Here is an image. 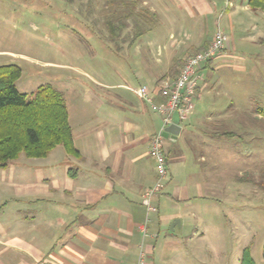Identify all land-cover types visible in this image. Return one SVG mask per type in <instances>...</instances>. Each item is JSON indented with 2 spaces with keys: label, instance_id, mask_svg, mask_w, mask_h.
I'll return each mask as SVG.
<instances>
[{
  "label": "crops",
  "instance_id": "crops-1",
  "mask_svg": "<svg viewBox=\"0 0 264 264\" xmlns=\"http://www.w3.org/2000/svg\"><path fill=\"white\" fill-rule=\"evenodd\" d=\"M178 1L184 8L196 6L202 17L214 15L224 5L218 27L227 33L228 45L203 66L199 93L209 86L210 71L213 74L231 65L235 69L238 48L254 56L264 50V12L251 10L248 0ZM178 1L140 3L162 14L163 4L172 8ZM260 20L261 28L257 26ZM143 35L138 33L117 57L119 64L110 63L108 72L124 84L96 81L100 98L79 106V122L74 129L69 124L78 156L67 155L63 148L59 153L56 147L39 159L42 163L17 168L23 179L15 185L17 207L7 213L0 207V264H135L141 255L144 264L197 261L194 238L209 232L199 226L200 210L206 200L218 199V186L206 181L199 164L206 163L204 157L222 139L201 125L216 127L225 121L209 114L196 120L194 108L185 121L172 119L180 132L177 137L163 138L167 178L161 193L151 200L154 210L147 213L142 197L156 179L149 143L162 122L134 90L147 86L156 92L176 77L188 55L207 47L213 36L201 33L187 42L185 37L175 41L170 34L172 43L164 56L159 40H145ZM118 88L137 101L113 92ZM192 121L195 128H191ZM31 171L37 175L35 181L30 179ZM191 222H195L194 232L187 227Z\"/></svg>",
  "mask_w": 264,
  "mask_h": 264
},
{
  "label": "rangeland",
  "instance_id": "rangeland-1",
  "mask_svg": "<svg viewBox=\"0 0 264 264\" xmlns=\"http://www.w3.org/2000/svg\"><path fill=\"white\" fill-rule=\"evenodd\" d=\"M146 1L155 4V0ZM163 5V13L158 14L141 6L140 0H0V66L20 68L15 86L28 97L45 85L61 92L74 129L79 106L100 98L96 81L124 84L119 76L110 75L109 66L120 63L117 57L138 33L145 34V40H159L164 56L172 43L170 34L175 41L185 37L187 42L201 33L206 37L217 31L227 34L218 27L224 5L206 17L192 4L185 8L179 1L172 8ZM261 21H257L260 28ZM153 50L157 51L156 47ZM247 51L236 50L235 69L231 65L213 74L210 71L209 86L197 91L198 99L193 101L196 120L209 114L216 121H225L216 127L202 124L203 129L226 132L234 138L223 137L204 157L203 167L199 164L206 181L218 186V199L206 200L200 210L199 226L209 232L206 237L194 238L199 251L192 264H241L246 248L255 264H264V50L258 56ZM113 92L137 101L123 89ZM194 121L191 128H195ZM56 149L63 151L61 146ZM24 163L42 161L20 154L6 169H0V207L5 213L17 207L15 185L23 180L17 168ZM30 179H37L33 171ZM195 222L187 227L191 230Z\"/></svg>",
  "mask_w": 264,
  "mask_h": 264
},
{
  "label": "trees",
  "instance_id": "trees-1",
  "mask_svg": "<svg viewBox=\"0 0 264 264\" xmlns=\"http://www.w3.org/2000/svg\"><path fill=\"white\" fill-rule=\"evenodd\" d=\"M248 6L264 12V0H248ZM113 27L110 26L112 34ZM20 75L16 65L0 66V169H6L20 154L27 159L45 158L57 146L77 157L63 94L45 85L28 97L16 89ZM216 135L234 138L226 132ZM241 264H255L248 248L243 251Z\"/></svg>",
  "mask_w": 264,
  "mask_h": 264
},
{
  "label": "built area",
  "instance_id": "built-area-1",
  "mask_svg": "<svg viewBox=\"0 0 264 264\" xmlns=\"http://www.w3.org/2000/svg\"><path fill=\"white\" fill-rule=\"evenodd\" d=\"M226 42L225 35L217 31L207 47L185 60L174 80L165 81L156 89V92L147 86H140L134 90L136 97L146 102L150 110L157 114L162 122L160 132L153 136L149 143L148 154L155 165L156 179L153 186L142 197V205L147 213L154 210L151 200L161 193L167 178V160L163 152L162 132L172 124L174 117H177L179 121H185L188 118L201 80V70L204 65L223 53ZM155 97H158L160 101L155 102ZM135 264H144L142 255Z\"/></svg>",
  "mask_w": 264,
  "mask_h": 264
},
{
  "label": "water",
  "instance_id": "water-1",
  "mask_svg": "<svg viewBox=\"0 0 264 264\" xmlns=\"http://www.w3.org/2000/svg\"><path fill=\"white\" fill-rule=\"evenodd\" d=\"M179 132H180V128L175 124H171L164 129V131L162 132V137L163 138H168L169 136L177 137L179 135ZM174 224L175 223H172V227L174 226ZM176 224L179 225V222L176 221Z\"/></svg>",
  "mask_w": 264,
  "mask_h": 264
}]
</instances>
